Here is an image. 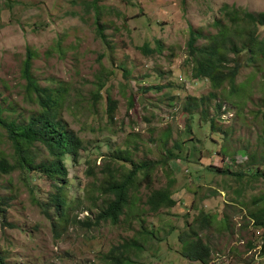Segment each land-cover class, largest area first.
I'll return each instance as SVG.
<instances>
[{
	"label": "rangeland",
	"instance_id": "1",
	"mask_svg": "<svg viewBox=\"0 0 264 264\" xmlns=\"http://www.w3.org/2000/svg\"><path fill=\"white\" fill-rule=\"evenodd\" d=\"M81 1L85 0H76ZM99 2L109 11L100 21L105 41L96 32L92 13L84 14L70 0H0V106L12 108L14 120H27L37 112L38 105L25 96L20 77L30 47L36 51L32 75L43 87L63 88L59 118L88 148L78 165L67 161L72 179L68 199L83 202L67 212L64 222L53 215V221L46 218L37 205L47 198V180L34 176L29 192L19 171L0 175L7 221L0 219V254L9 264H103L102 255L133 239L143 248L138 256L135 251L129 254L133 262L123 264H199L177 254V236L187 231L186 223L196 230L199 226L193 220L203 211L212 214L207 229L200 232L212 248L209 264H264L258 250L260 232L248 216L263 204L252 201L264 198V180L245 175L236 181L204 168L239 171L249 157L259 162L264 155V62L258 59L241 69L236 80L240 96H231L235 104L225 103L218 111L217 100L209 97L203 103L207 117L200 116L203 105L197 103L190 113L183 110L187 100L200 104L198 99L212 92L206 81L191 79L185 62L189 27L213 34V20L221 16L223 5L257 12L264 11V0ZM35 22L41 26H32ZM260 37L264 38V28ZM157 41L161 53L146 55L140 50L145 43L154 49ZM99 82L106 84L100 98L94 96ZM225 89L219 90L221 97ZM106 96L115 102L112 121L105 113ZM210 118L225 136L210 130ZM177 143L183 147L174 152L180 158L155 164L149 178L152 190L171 182L173 208L148 214L144 201L150 190L141 182L138 191L130 193L117 224L86 225L94 223L101 203L95 202V190L86 192L87 186L103 179L108 153L127 149L134 162L159 161ZM0 151L7 156L12 152L1 128ZM34 151L37 161L46 157L44 149ZM87 164H95L94 178L82 173ZM259 168L264 172V166ZM142 227L155 238L140 235Z\"/></svg>",
	"mask_w": 264,
	"mask_h": 264
},
{
	"label": "trees",
	"instance_id": "2",
	"mask_svg": "<svg viewBox=\"0 0 264 264\" xmlns=\"http://www.w3.org/2000/svg\"><path fill=\"white\" fill-rule=\"evenodd\" d=\"M70 2L73 5L81 6V11L84 14L92 13L96 32L105 41L100 21L106 12H109L108 8L101 5L99 0H85L81 3L70 0ZM5 4L6 9H12V4ZM220 14L219 18L213 20L212 26L215 28L213 34H203L199 29L189 27L185 43V62L190 66L191 79L206 81L212 89L207 97L198 99L200 104L196 99L186 101L183 110L189 113L195 107L194 103L202 106L206 98L209 97L217 100L215 109L218 111L225 103L235 104L231 96H240L236 80L241 69L250 66L258 59L264 62V38L260 37V29L264 28V11L251 12L245 8L223 5L220 8ZM32 26L40 27L41 25L35 22ZM140 50L146 55L153 54V52L159 54L162 47L157 41L154 49L145 43L140 47ZM35 57L36 51L26 47L20 77L25 83L23 84L25 96L38 105L37 112L30 115L27 120L21 117L14 120L11 119L13 109H4L0 106V128L4 130L5 138L12 151L8 156L5 152L0 151V175H10L19 171L29 192L32 190L29 181L34 176H40L47 180L50 183V190L46 192L47 198L43 202L38 201L37 205L46 218L52 220L53 215L56 217L54 220L60 223L66 220L67 212L70 209L83 202L82 198L68 199L67 191L71 186L72 179L69 178L67 161H70L72 165H78L81 157L86 155L88 148L84 146L83 140L67 128L59 118V99L63 88L43 87L32 75V62ZM123 73V77L127 78V71L124 70ZM223 86H226L227 89ZM105 88V82H99L94 96L100 98L101 92ZM222 89H225L226 95L221 97L218 92ZM262 100V108H264V99ZM105 102V113L112 121L115 102L108 96L105 97ZM199 114L202 117H207V109L204 108V105L199 110ZM209 124L212 132H222L225 136L226 132L216 126L213 118H210ZM39 147L46 152V157L41 161H37L34 151ZM173 148L174 150H166L165 158L159 161L134 162L127 156V149L108 153L106 156L109 161L101 170L103 179L97 185L90 183L87 186L86 192L90 193L95 190L99 195L95 202L100 201L101 203L94 223H86V225L91 227L100 222L117 224L130 203V193L133 190L138 191L141 182H144L143 186L150 190L144 201L148 214H156L161 209L173 208L176 205V200L172 198L171 182L163 189L153 190L149 184L150 172L155 164L166 165L169 161L180 158V155L174 152L183 149L181 143L173 144ZM184 158H187V155ZM248 160L244 167L238 166L239 171H232L225 166L207 165L204 168L213 174L233 177L236 181H240L245 175L248 179L261 178L264 180V172L259 168L264 166V155L259 162L255 161L253 157H249ZM196 164H199L198 161ZM87 165L88 167L82 173L84 176L86 174L94 178L95 164ZM123 165L127 166L126 170L122 168ZM193 174L196 175V173ZM211 193H215V191H211ZM252 203H263L255 211L249 212L248 216L252 221L253 228L257 229L254 230L260 232L258 250L260 256L264 257V198L260 196ZM5 206L4 199H0V219L3 223H7ZM200 214L199 218L193 220L196 222V226H199L196 230L189 228L192 225L186 223L187 231L178 233L177 240L180 248L176 252L188 261L209 264L213 254L212 248L201 239L200 232L207 229L212 214L203 211ZM140 235L150 239L155 238L153 232L144 227H142ZM248 246L252 247V243H248ZM141 248L143 246L132 239L112 247L101 258L104 261L103 264L133 262L129 254L135 251L134 254L138 256ZM0 264H9L2 254H0Z\"/></svg>",
	"mask_w": 264,
	"mask_h": 264
}]
</instances>
